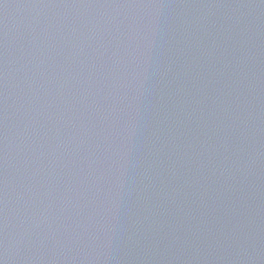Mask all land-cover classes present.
<instances>
[{
  "label": "water",
  "instance_id": "1",
  "mask_svg": "<svg viewBox=\"0 0 264 264\" xmlns=\"http://www.w3.org/2000/svg\"><path fill=\"white\" fill-rule=\"evenodd\" d=\"M0 264H264V0H0Z\"/></svg>",
  "mask_w": 264,
  "mask_h": 264
}]
</instances>
